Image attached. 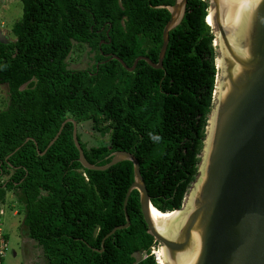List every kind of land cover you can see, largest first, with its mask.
Segmentation results:
<instances>
[{"label": "trees", "instance_id": "trees-1", "mask_svg": "<svg viewBox=\"0 0 264 264\" xmlns=\"http://www.w3.org/2000/svg\"><path fill=\"white\" fill-rule=\"evenodd\" d=\"M19 1L14 41L0 43V85L8 94L0 111V203L12 192L23 208L21 226L42 248L45 264H157L149 255L157 244L134 191L125 206L128 227L94 251L124 224L128 163L82 169L69 126L41 161L35 149L42 153L66 118L90 122L107 144L87 146L77 135L87 162L98 164L115 151L132 154L151 206L160 213L179 209L195 177L215 76L206 2L186 0L180 24L168 32L161 69L137 62L125 72L98 51L126 67L139 56L156 63L169 15L153 7L173 0H149L153 9L147 0ZM74 44L93 53L90 69L68 68Z\"/></svg>", "mask_w": 264, "mask_h": 264}, {"label": "water", "instance_id": "water-1", "mask_svg": "<svg viewBox=\"0 0 264 264\" xmlns=\"http://www.w3.org/2000/svg\"><path fill=\"white\" fill-rule=\"evenodd\" d=\"M203 1L209 16L205 23L213 37L215 76L195 177L179 209L160 217L161 209L151 206L132 154L115 151L98 164L87 162L77 139L79 124L71 118L60 123L42 153L30 141L23 143L32 144L41 161L44 151L69 126L82 169L103 171L128 163L131 184L122 202L124 224L105 234L96 252L102 251L107 237L128 227L125 206L134 191L146 232L157 244L163 264H264V0ZM185 5L186 0H173L171 5L153 7L169 15L156 63L139 56L126 67L116 56L99 53V46L105 44L97 46L98 54L112 59L125 72H132L137 62L161 69L168 32L180 24ZM9 42L0 31V43Z\"/></svg>", "mask_w": 264, "mask_h": 264}, {"label": "rangeland", "instance_id": "rangeland-1", "mask_svg": "<svg viewBox=\"0 0 264 264\" xmlns=\"http://www.w3.org/2000/svg\"><path fill=\"white\" fill-rule=\"evenodd\" d=\"M21 8V2L19 0H0V31L3 32L9 41H14L11 28L13 23L20 19L22 13ZM93 56V53H90L85 46L74 44L66 59L68 68L74 70L90 69L94 63ZM7 100V87L6 85H0V111L6 107ZM79 126L81 140L87 146L107 144V137L103 136L99 138L91 130L90 122H84ZM0 210L2 212L0 215V229L7 239V249L1 258L0 264H45L40 250L36 252L38 259L31 263L29 260L36 253L30 252L29 255L22 254V238L24 242H27L25 239V231L21 226L23 208L16 202L12 192H5L3 202L0 203ZM28 242L31 246H35L30 241ZM137 257H142V255H138Z\"/></svg>", "mask_w": 264, "mask_h": 264}, {"label": "built area", "instance_id": "built-area-1", "mask_svg": "<svg viewBox=\"0 0 264 264\" xmlns=\"http://www.w3.org/2000/svg\"><path fill=\"white\" fill-rule=\"evenodd\" d=\"M1 214H2V212L0 210V215ZM6 249H7V239H6V236L1 232V229H0V262H1V258L3 257ZM157 253H158V246L157 245L151 246L150 250H149V255L153 256L155 262L158 264ZM141 255H142V257H145L144 254H141Z\"/></svg>", "mask_w": 264, "mask_h": 264}, {"label": "flooded vegetation", "instance_id": "flooded-vegetation-1", "mask_svg": "<svg viewBox=\"0 0 264 264\" xmlns=\"http://www.w3.org/2000/svg\"><path fill=\"white\" fill-rule=\"evenodd\" d=\"M82 124V123H81ZM81 124H79V125H81ZM78 125V129H80V126ZM97 134V133H96ZM98 135V134H97ZM78 136H79V140H80V142L81 143H84V142H82V140H81V136H80V134H78ZM98 137L99 138H101L99 135H98ZM84 144H86V143H84ZM87 145V144H86ZM92 146V145H91ZM25 239L27 240V238L25 237ZM22 254L23 255H29L30 254V252H37V250H40V246L39 245H35L34 247H33V245L31 246V244L27 241V242H24V239L22 238ZM32 247H33V249H32ZM36 259H38V257H37V253L35 254V255H33V257H31V259L29 260L30 261V263L33 261H36ZM28 261V262H29Z\"/></svg>", "mask_w": 264, "mask_h": 264}, {"label": "bare ground", "instance_id": "bare-ground-1", "mask_svg": "<svg viewBox=\"0 0 264 264\" xmlns=\"http://www.w3.org/2000/svg\"><path fill=\"white\" fill-rule=\"evenodd\" d=\"M206 21L209 23V16L206 17ZM159 214H160V217H166V216H169L168 214H161V213H159ZM157 256H158V263H159V264H163V260H162V257H161L160 254H159V251H158V253H157Z\"/></svg>", "mask_w": 264, "mask_h": 264}, {"label": "crops", "instance_id": "crops-1", "mask_svg": "<svg viewBox=\"0 0 264 264\" xmlns=\"http://www.w3.org/2000/svg\"><path fill=\"white\" fill-rule=\"evenodd\" d=\"M25 236H26V234H25ZM26 238H27V236H26ZM28 241V240H27ZM33 243V242H32ZM34 244V243H33ZM36 245V244H35ZM14 255V254H13Z\"/></svg>", "mask_w": 264, "mask_h": 264}]
</instances>
